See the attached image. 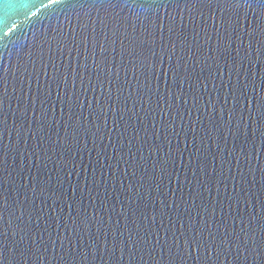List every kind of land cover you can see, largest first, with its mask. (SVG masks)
<instances>
[{"label": "water", "instance_id": "obj_1", "mask_svg": "<svg viewBox=\"0 0 264 264\" xmlns=\"http://www.w3.org/2000/svg\"><path fill=\"white\" fill-rule=\"evenodd\" d=\"M0 264H264V0H0Z\"/></svg>", "mask_w": 264, "mask_h": 264}]
</instances>
